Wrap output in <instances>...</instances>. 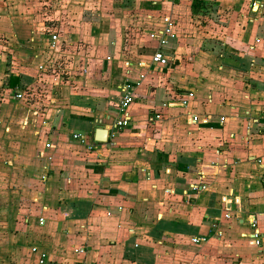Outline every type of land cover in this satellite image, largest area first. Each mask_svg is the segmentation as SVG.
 <instances>
[{"label":"crops","instance_id":"1","mask_svg":"<svg viewBox=\"0 0 264 264\" xmlns=\"http://www.w3.org/2000/svg\"><path fill=\"white\" fill-rule=\"evenodd\" d=\"M86 1L0 0L1 90L24 130L38 119L40 182L29 212L2 222L0 264H264V0L207 4L226 7V48L182 54L185 37L157 30L146 60L114 57V25H103L112 20H40L48 5L88 11ZM117 3L127 14L136 0ZM144 3L156 12L160 1ZM164 5L150 23L187 24L171 0ZM156 49L172 63L151 65ZM11 75L18 83L8 87ZM127 84L128 121L113 128ZM96 128L105 141L94 140Z\"/></svg>","mask_w":264,"mask_h":264},{"label":"rangeland","instance_id":"2","mask_svg":"<svg viewBox=\"0 0 264 264\" xmlns=\"http://www.w3.org/2000/svg\"><path fill=\"white\" fill-rule=\"evenodd\" d=\"M47 1L50 3L58 2V0ZM62 1L59 0V2ZM159 1L160 4L156 12H150L149 8L145 7L144 0H136L135 8L128 10L129 14L122 13V10L117 5V0H87L85 6L86 8L90 7L89 10L91 11L76 7L71 9L61 8L62 4L59 3L57 6L53 5V7L48 5V9H44L45 12L40 20L47 22L56 15L59 18V22L64 24V17L67 15L66 19L74 17L72 18L74 21L91 23V28H93L94 23H98L101 19L106 22L112 20L113 24L105 23L103 25L106 26V30L111 25H114L112 29L110 27L111 32L106 31L107 34H112L110 38L115 43L114 57L117 56L118 58L119 54L123 53L126 56L131 55L130 57L133 59L146 60L150 49L156 42V38L153 39L151 34L154 32L156 34L157 30L162 29L158 21L150 23L148 15L154 14L156 18L161 17L165 11L162 6L166 5L168 0ZM171 1L175 4L172 11V14L176 15L175 19H179L178 16H181L185 17L187 21L186 25L178 24L175 31L173 28V34L177 30L181 36L185 37V39L182 38L183 41L178 40L177 42V45L180 44L182 49V51H179L180 53H192L195 50L194 47L199 50L212 49L214 45L218 47L217 50L226 48L224 31L227 10L225 5H215L209 8L210 2L213 0ZM162 2L164 3L162 4ZM77 4L78 6L82 5L79 2ZM41 6L43 8L46 7L43 4ZM165 8H167V5ZM2 39L0 37V43L5 42ZM184 42H187V44ZM83 46L85 49L88 47L85 43ZM2 48L0 46V50L6 51V49ZM91 50L93 52L94 49L91 48ZM180 59L183 61L186 57L183 58L181 55ZM172 60L173 58L167 57L168 63H172ZM195 60L198 59L193 57L191 62ZM2 85L3 83H0V227L2 222H7L9 213L11 220H17L24 213H28V210L32 208L31 205L34 204L32 200L33 192L40 190V187H38L40 182L36 175L33 174L34 170L32 169V161L35 155L32 141L37 135L38 127L36 123L38 119L35 120L34 117H31L26 125L27 130H24L19 121L21 110L13 102L15 100L9 98L10 93L7 90L2 92L4 91L1 90ZM44 89L39 90L37 95L46 94L43 93ZM32 97L34 100L36 99L35 95H32ZM22 208L24 209L23 213H19L20 211L18 210H22Z\"/></svg>","mask_w":264,"mask_h":264},{"label":"built area","instance_id":"3","mask_svg":"<svg viewBox=\"0 0 264 264\" xmlns=\"http://www.w3.org/2000/svg\"><path fill=\"white\" fill-rule=\"evenodd\" d=\"M173 22L169 19H165L164 25L162 27V29L160 30L161 35H165V36H169V37H173ZM56 36L55 35H51V40H55ZM160 44L165 43V41L163 39H161L159 41ZM150 63L151 65L155 66L156 68H160L162 66H165L168 61H167V57L164 56L163 52L160 49H156L152 52L151 57H150ZM15 97L16 98H20L21 97V93L18 91L15 93ZM134 100V94L132 93V87L130 85H125L124 90L122 92V95L120 96L118 102H117V110L120 113L119 118L115 119L113 121V128H121L123 126L126 125L127 121H128V117H127V113H126V108L127 106ZM197 119L196 116H192V120L195 121ZM71 137L73 139L78 140L79 142H83V137L80 134H72ZM44 147L49 148L50 145L48 143L44 144ZM47 160H50V156L46 157ZM41 178H44V175L41 176ZM260 185L262 188V194H263V198H264V171L260 176ZM225 216H227V214H224ZM38 222L41 223L42 222V218H38ZM255 226V221L252 218L250 220V228L252 231V236L255 238L254 243H258V234H257V230H254ZM205 239L202 237L199 238H192L191 242L192 243H202ZM32 250H34V248H32Z\"/></svg>","mask_w":264,"mask_h":264},{"label":"water","instance_id":"4","mask_svg":"<svg viewBox=\"0 0 264 264\" xmlns=\"http://www.w3.org/2000/svg\"><path fill=\"white\" fill-rule=\"evenodd\" d=\"M107 130L105 128H96L94 131V140L97 142H103L106 140Z\"/></svg>","mask_w":264,"mask_h":264},{"label":"trees","instance_id":"5","mask_svg":"<svg viewBox=\"0 0 264 264\" xmlns=\"http://www.w3.org/2000/svg\"><path fill=\"white\" fill-rule=\"evenodd\" d=\"M18 83V76H8L7 78V86L8 87H13L15 85H17Z\"/></svg>","mask_w":264,"mask_h":264}]
</instances>
